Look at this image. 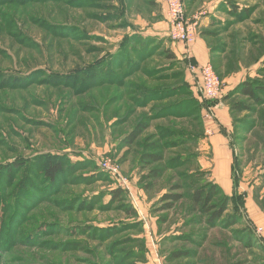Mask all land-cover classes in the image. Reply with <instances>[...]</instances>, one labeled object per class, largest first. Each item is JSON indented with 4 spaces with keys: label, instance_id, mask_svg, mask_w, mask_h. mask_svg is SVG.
I'll return each mask as SVG.
<instances>
[{
    "label": "rangeland",
    "instance_id": "374dc122",
    "mask_svg": "<svg viewBox=\"0 0 264 264\" xmlns=\"http://www.w3.org/2000/svg\"><path fill=\"white\" fill-rule=\"evenodd\" d=\"M185 11L197 19L198 36L201 13L217 15L204 35L223 82L220 100L243 82L263 83L264 0H185ZM137 35L159 43L140 71L123 79L114 65L115 76L102 85L86 83ZM174 43L163 0H0V167L26 164L11 178L0 170V264H264V233L257 232L264 227V104L229 111L226 177L223 159L204 148L219 122L206 117L208 108L201 119L196 110L193 96L204 99L200 77L161 53L177 49ZM171 88L180 94L138 107L140 92ZM180 101L188 115L154 119L134 146L123 147L139 121ZM153 152L164 161L141 160ZM44 157L64 159L67 172L55 185L42 175ZM154 169L163 170L160 179L149 177ZM213 183L223 190L217 204L236 192L241 203L232 200L211 228L190 195ZM176 185L181 189L172 191ZM117 188L125 192L122 203L111 200ZM168 193L182 199L160 211ZM176 253L189 254L173 259Z\"/></svg>",
    "mask_w": 264,
    "mask_h": 264
},
{
    "label": "trees",
    "instance_id": "16d2710c",
    "mask_svg": "<svg viewBox=\"0 0 264 264\" xmlns=\"http://www.w3.org/2000/svg\"><path fill=\"white\" fill-rule=\"evenodd\" d=\"M230 15L234 17H238L239 14L237 11L231 10ZM132 45L130 46L131 54H127L126 51H122V55H120V58L117 60L116 63H110L108 66H104L100 68L97 72H94L92 74L88 75V79L85 80L86 83L90 86H96V85H102V83L106 82L107 79L111 76H115V74L112 71V67L116 65L117 70L121 71L123 73V79H126L134 72L140 71V65L144 62V59H147L153 55H155V49L158 47L159 43H157V39L152 38H144L141 36H133L131 39ZM161 53H164L165 57L170 61H176L177 57L174 54V52L170 49L162 50ZM185 68H189V63L192 62L195 63L194 59H187L184 58L182 61ZM125 65H128L127 68H125ZM111 66V68H110ZM160 77L162 75H159ZM162 79H165L164 76H162ZM221 78V76H219ZM160 79V78H157ZM123 83V82H122ZM180 91L177 88H171L168 92H150V91H142L140 94L142 96L137 98L138 107H146L148 102L153 101H161L169 98L175 97ZM191 92V91H190ZM180 94V93H179ZM192 94V92H191ZM230 93L229 95L224 97V101H230L232 96L241 97L247 99L246 101H249V103L245 102H238V101H232L231 104H229L230 112L234 114L243 113L246 111H253L255 107L261 106L264 104V81L261 83L260 81H246L240 84L236 90H234L233 94ZM149 95V96H148ZM200 103L195 100L193 96V101L196 107V110L199 111V117L201 119L202 111H204L209 106H214L218 103V101L215 102H209L205 99L200 98ZM188 104H186L183 101L178 102V104H171L167 106H163L162 108L158 110H154L155 114L153 116H149L145 119H142L139 121L132 129L131 131L123 138L122 145L125 148H131L134 146L139 138L150 128V123L154 119H163L165 117H176L178 119H182L185 117V115L189 114V111L187 110ZM157 112V113H156ZM191 113V112H190ZM225 136L229 137V135L226 132H223ZM201 137V136H200ZM199 136H197V141L201 140ZM141 160L143 162L148 163H161L164 161V158L159 153H144L141 156ZM42 166V175L43 177L50 182L51 184H56L58 182V177L62 174L64 175L66 171L64 159L54 157V158H48L44 157ZM177 166H181L182 163L180 162L179 158L174 159V163H177ZM25 162H14L12 164H8L6 166L0 167V170L5 172L6 176L11 178L14 174H17L25 167ZM234 175H235V168L233 169ZM163 170L162 169H154L150 172L149 177L152 179H160L163 176ZM234 180V179H233ZM235 187L237 186L236 183H234ZM233 185V186H234ZM181 189L180 186L176 185L172 189V191H178ZM237 189V188H236ZM234 191V188H233ZM235 192V191H234ZM233 192V193H234ZM124 190L117 188L113 192H111L110 197L111 200L115 203H122L124 201ZM223 194L222 188L217 184H211L207 185L201 188L193 189L190 198L193 205V209L195 212L200 213L201 216H203L206 221L205 223L213 228L218 223H221V220L223 219L224 214L228 211L229 204L232 200L237 201L236 204H240V193L236 192L234 194H230V196L226 195L224 196L223 201L220 204H217L215 201L219 196ZM182 199V195L180 194H164L162 196V207L160 208V211H171L174 209V206L180 202ZM240 201V202H239ZM239 202V203H238ZM122 207H125L124 205ZM126 213L131 217H136L137 212L133 208H127ZM82 235L85 234V231L81 232ZM87 237H91L90 234H85ZM3 241V239H1ZM2 247H0L1 249ZM189 253H176L172 255L173 259L182 258L185 255H188Z\"/></svg>",
    "mask_w": 264,
    "mask_h": 264
},
{
    "label": "built area",
    "instance_id": "2783aa9c",
    "mask_svg": "<svg viewBox=\"0 0 264 264\" xmlns=\"http://www.w3.org/2000/svg\"><path fill=\"white\" fill-rule=\"evenodd\" d=\"M166 7V17L169 24V39L191 47L197 40L199 24L196 18H189L185 11V0H163ZM192 74L200 77V91L202 97L209 102L219 101L224 93L223 82L217 72L210 65L189 63ZM215 106L208 107L206 117L214 115ZM105 170L117 174V168H112L109 162H104ZM126 184V181H124ZM123 187V186H121ZM259 234L264 233V227L258 228Z\"/></svg>",
    "mask_w": 264,
    "mask_h": 264
},
{
    "label": "crops",
    "instance_id": "0c3cea01",
    "mask_svg": "<svg viewBox=\"0 0 264 264\" xmlns=\"http://www.w3.org/2000/svg\"><path fill=\"white\" fill-rule=\"evenodd\" d=\"M213 7H214L213 11L215 10L217 11L216 7L218 6L216 7L213 6ZM213 11H209V12L205 11L201 13V21H200L201 31L199 32V36L196 42L190 48L186 49L185 47H183V45L181 46L180 43L173 44V46L177 47V49L171 48V50L174 52V54L176 55L178 59H180L181 61H183L184 58L194 59L195 63L202 65V66L211 64L213 62V55L205 39L206 35H204L205 28L207 29L211 27L212 25L219 23L217 22V18H214V17H217V15L216 13H213ZM226 11L228 14V11H231V9L229 8ZM190 83L192 82L190 81ZM229 111H230V108L224 101L222 100L218 101L214 109V115H216V117L218 118V122H219L218 130H217V133L215 134L213 133V135H211L212 137H209V139L207 140L209 144L204 145V148L206 145L207 146L211 145L212 154L214 155V157L223 159V163L220 166L222 167L223 173L226 174V177L229 176V172L231 173V166H232V153L229 147V138L226 137L225 134L223 133V132H226V133L229 132V129H230L231 122L229 121ZM210 123L212 122H208V124ZM202 145H203V142H202Z\"/></svg>",
    "mask_w": 264,
    "mask_h": 264
}]
</instances>
